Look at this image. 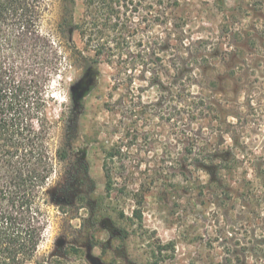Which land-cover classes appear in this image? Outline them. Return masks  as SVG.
Masks as SVG:
<instances>
[{"label":"rangeland","instance_id":"1","mask_svg":"<svg viewBox=\"0 0 264 264\" xmlns=\"http://www.w3.org/2000/svg\"><path fill=\"white\" fill-rule=\"evenodd\" d=\"M66 15L71 33L58 28ZM231 17L262 38L264 0L49 1L41 31L71 38L47 95L51 148L66 154L53 155L48 224L27 264H264V40L244 51L238 94L190 83L219 101L213 118L152 84L153 68L165 83V70L200 72L205 62L181 59L198 40L234 43L221 38ZM89 36L105 46L97 61ZM87 72L90 90L75 100ZM205 156L221 157L211 174L195 160Z\"/></svg>","mask_w":264,"mask_h":264},{"label":"trees","instance_id":"2","mask_svg":"<svg viewBox=\"0 0 264 264\" xmlns=\"http://www.w3.org/2000/svg\"><path fill=\"white\" fill-rule=\"evenodd\" d=\"M49 1L0 0V264H27L34 259L48 224L45 195L47 181L53 172V155L64 158L66 154L63 149L52 151L51 148L54 124L47 111V95L50 78L57 71L65 49L70 47L71 38L57 43L41 31ZM226 26V35L221 38L235 41V44L223 46L218 38L198 40L195 48L188 47V57L181 59L182 62L186 60L187 66H191V61L205 62L204 67L199 66L200 72L180 74L182 70L179 69L170 76L165 70L169 78L165 83L160 72L156 68L152 70L153 85L166 89L171 97L189 95L188 100L183 99L186 113H193L191 107L204 103V114L215 117V111H218L215 106L219 101L216 98L205 100L200 95L202 91L199 94L189 92L190 83L201 90L214 92L213 97L217 93L238 94L241 90L239 76L248 68L244 51H261L255 40H264V30L260 31L261 38L248 32L246 26L243 28L242 23L234 21L233 17ZM58 28L62 33H71L78 26L71 16L66 15ZM257 33L259 31H255ZM100 39L90 36L86 39L95 49L94 61L105 55V46ZM155 59L159 60V57ZM229 82L232 88L227 89ZM227 111L223 109V114L232 115ZM217 117L220 119L219 115ZM194 145L193 148L198 150L202 147L197 140ZM192 151L190 148L189 153ZM202 158L195 160L211 174L212 170L206 168L207 162L211 167L218 157ZM237 160L233 155L223 158L220 163L226 167Z\"/></svg>","mask_w":264,"mask_h":264},{"label":"water","instance_id":"3","mask_svg":"<svg viewBox=\"0 0 264 264\" xmlns=\"http://www.w3.org/2000/svg\"><path fill=\"white\" fill-rule=\"evenodd\" d=\"M91 81L92 80L79 81L72 86L75 100L82 98L90 90Z\"/></svg>","mask_w":264,"mask_h":264},{"label":"flooded vegetation","instance_id":"4","mask_svg":"<svg viewBox=\"0 0 264 264\" xmlns=\"http://www.w3.org/2000/svg\"><path fill=\"white\" fill-rule=\"evenodd\" d=\"M92 77H93V72H87V73L84 75V78H82V80H80V81H83V80L88 81V80H91Z\"/></svg>","mask_w":264,"mask_h":264}]
</instances>
